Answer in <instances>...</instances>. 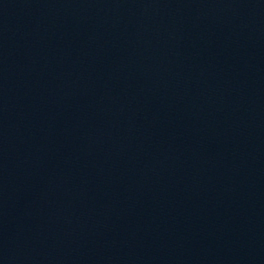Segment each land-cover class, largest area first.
<instances>
[{
	"label": "water",
	"instance_id": "obj_1",
	"mask_svg": "<svg viewBox=\"0 0 264 264\" xmlns=\"http://www.w3.org/2000/svg\"><path fill=\"white\" fill-rule=\"evenodd\" d=\"M0 264H264V0H0Z\"/></svg>",
	"mask_w": 264,
	"mask_h": 264
}]
</instances>
